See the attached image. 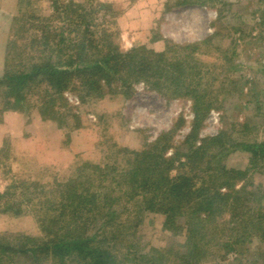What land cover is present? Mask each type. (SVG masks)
I'll use <instances>...</instances> for the list:
<instances>
[{
  "label": "rangeland",
  "instance_id": "1",
  "mask_svg": "<svg viewBox=\"0 0 264 264\" xmlns=\"http://www.w3.org/2000/svg\"><path fill=\"white\" fill-rule=\"evenodd\" d=\"M32 1V5L21 3L19 7L18 0H0V71L6 66L5 47L9 40L27 45L34 33L45 29L51 31L54 26L64 23L56 13V7L62 8V4L70 0ZM74 1L87 2L88 9L96 7V1L112 4L106 18L112 21L117 33L115 41L123 51L142 44L163 51L166 40L183 45L214 36L211 47L200 46L203 66L195 79L197 88L207 95L212 107L204 117L198 138L185 140L195 118L192 94L173 98L170 91L163 90L161 94L145 81H139L133 84L129 97L118 94L98 99L87 95L82 101L80 82L76 79L72 82L74 88L64 93L65 99H60L56 109L60 113L57 118L64 121L60 127L58 120L43 118L40 114L42 102L37 85L42 84L38 83V77L27 82L23 89L29 103L26 113L23 112L24 105L22 110L5 109L4 101L9 97V101H14L17 94L1 86L0 193L8 187L16 186L17 189H13L14 206L7 208L4 201H0V264H39L33 263L32 254H22L18 248L30 237H45L41 222L34 215L32 205H18L27 200L30 192L36 193L35 188L23 190L21 186L25 184L22 181L52 182L53 175H45L46 169L53 168L66 178L73 168H84L86 163L112 162V153L117 151L122 152L119 158L125 163L127 158H133L132 152L152 148L151 143L163 132L170 133V141H173L165 153L170 157L176 149L187 152L190 145L200 146L205 137L223 131L229 134L231 141L212 165L219 162L230 169L245 170L251 166V155L241 145L264 142V0H193L197 3L183 0ZM205 1L207 5L201 3ZM104 12L100 11L95 18L97 26L93 28L97 31ZM15 16L19 18L12 23ZM153 37L158 40L152 43ZM28 51L29 48L23 54L16 49L9 64L30 67L33 62L47 59ZM31 57L34 59H29ZM185 159L181 156L175 161L178 169L176 166L172 169V176L186 172L181 164ZM70 168L71 172L68 171ZM206 169L210 170L199 172L198 185L209 181L214 172L213 166ZM237 183L238 187L243 183L250 185L256 204L264 207V159L258 160L248 174L238 177ZM18 207L22 213L16 216L14 210ZM113 209L116 212L106 215L91 233H100L101 228L106 231L104 235L109 242L103 248H109L117 259L125 260L114 264H132L134 257L151 248L167 250L171 247L172 253L183 249L186 239L184 219L178 220L181 228L177 231L167 230L164 212L149 210L141 194L130 203L123 200ZM223 217L227 220L226 215ZM241 246L230 251L217 249L216 254L200 264H264V238L253 236L250 242ZM170 258L169 263L174 264L176 258ZM44 264L54 263L50 260ZM69 264H84V261Z\"/></svg>",
  "mask_w": 264,
  "mask_h": 264
},
{
  "label": "trees",
  "instance_id": "2",
  "mask_svg": "<svg viewBox=\"0 0 264 264\" xmlns=\"http://www.w3.org/2000/svg\"><path fill=\"white\" fill-rule=\"evenodd\" d=\"M21 3L32 5L34 1L18 0L19 7ZM96 3V7L89 9L87 2L70 0L63 3L62 8L56 7V13L63 18L62 25L51 24V27L54 26L51 31L45 29L34 33L28 46L23 43L18 45L12 39L8 41L5 47L6 66L0 71V87L6 86L17 96L14 101H9L10 97L4 101L5 109L22 110L24 105L23 112H28L29 103L23 89L27 82L38 77V83L42 84L37 85L42 102L40 114L43 118L47 116L58 120L62 127L64 121L57 118L60 113L56 109L60 99H65L64 93L74 88V80L80 82L82 101L87 95L98 99L118 94L129 97L133 84L145 81L161 94L163 90L170 91L173 98L192 94L195 118L185 140L197 139L204 117L212 107L207 95L197 88L195 80L199 68L203 66L199 49L202 44L211 47L214 36H208L199 43L183 45L166 40L163 51L150 49L148 44L123 51L115 41L117 33L112 21L106 18L112 4ZM201 3L207 5L206 1ZM103 10V20L98 23L97 31L93 28L97 26L94 21ZM56 13L54 15L58 17ZM18 18L15 16L12 23H16ZM105 23H108L107 27ZM157 40L153 37L151 42ZM15 48L23 54L29 48L47 59L33 62L30 67L19 64V68L15 63L9 64ZM169 134L161 133L151 143L152 148L132 152L133 158H127L125 163L119 158L122 152L117 151L112 153V162L102 165L99 162L98 165L86 163L84 168L76 167L73 171L70 168L68 171L72 173L66 178L49 168L45 175L52 173V182L22 181L25 184L21 186L23 190L35 188L36 193L30 192L27 200L18 206L24 203L28 207L32 205L45 237H30L28 242L21 243L18 251L32 254L33 263L39 264L50 260L54 264L74 261H84V264L86 261L88 264L124 263L125 260L117 259L109 248H103L109 242L103 228L100 233L91 232L97 229L94 226L106 215L116 212L113 209L116 204L123 200L130 203L140 194L149 210L164 212L167 230L177 231L181 228L178 220L184 219L186 239L182 250L172 253L171 247L167 250L151 248L149 252L134 257L132 264H170V256L176 258L174 264H200L208 256L216 254L217 249L235 250L246 241L250 242L253 236L264 238V207L256 204L257 199H253L255 194L249 190L250 185L243 183L238 187L237 183L238 177L248 174L258 160L264 159V142L241 145L251 155V166L240 170L227 168L219 162L212 165L218 155L228 149L231 137L226 132L205 137L200 146L190 145L187 152L176 149L170 157H166V151L173 145ZM181 156L186 157V161H181L186 172L172 176L175 161ZM212 166L214 172L210 180L198 185L196 178L199 172L204 169L206 173L210 170L206 168ZM176 167L178 169V165ZM13 189L16 190V186ZM13 189L8 187L0 193V201H4L7 208L14 206ZM19 207L14 210L16 216L22 213ZM224 215L227 220L223 219Z\"/></svg>",
  "mask_w": 264,
  "mask_h": 264
}]
</instances>
